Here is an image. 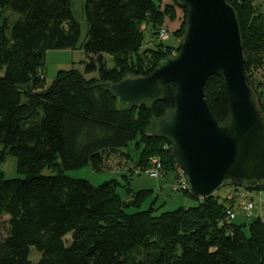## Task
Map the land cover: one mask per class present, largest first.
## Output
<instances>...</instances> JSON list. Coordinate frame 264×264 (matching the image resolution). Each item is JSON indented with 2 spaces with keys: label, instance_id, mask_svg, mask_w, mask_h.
<instances>
[{
  "label": "trees",
  "instance_id": "obj_1",
  "mask_svg": "<svg viewBox=\"0 0 264 264\" xmlns=\"http://www.w3.org/2000/svg\"><path fill=\"white\" fill-rule=\"evenodd\" d=\"M228 2L240 24L247 80L264 108L263 80L257 87L252 78L264 68V0ZM178 8L187 14L177 0H85L89 28L81 46L89 61L84 72L58 70L47 86L48 52L76 49L81 38L72 0H0V164L6 154L15 155L18 171L26 174L7 178L0 167V264H264V219L237 222L241 211L235 210L264 182L227 183L233 190L224 197L219 190L200 198L190 187L177 188L196 204L159 211L156 199L143 209L152 189L134 192L116 178L94 184L66 173L88 164L100 171L107 156L133 140L141 149L134 173L152 158L163 163L165 176L175 171L171 141L150 126L175 108L176 87L165 83L161 100L131 107L120 105L109 85L148 74L172 55L159 32L178 19ZM186 17L172 31L180 38ZM95 71L98 76L87 77ZM205 98L223 122L230 102L222 76L208 79ZM46 167L53 173L43 174ZM241 188L244 195L231 196ZM31 247L39 259L31 258Z\"/></svg>",
  "mask_w": 264,
  "mask_h": 264
},
{
  "label": "water",
  "instance_id": "obj_2",
  "mask_svg": "<svg viewBox=\"0 0 264 264\" xmlns=\"http://www.w3.org/2000/svg\"><path fill=\"white\" fill-rule=\"evenodd\" d=\"M188 7L180 51L144 75L109 85L122 106L161 100L165 83L176 87V106L151 123L168 138L190 192L204 198L223 185L264 182V108L244 71V46L235 8L228 0H177ZM222 76L230 108L223 122L205 98L208 79Z\"/></svg>",
  "mask_w": 264,
  "mask_h": 264
},
{
  "label": "rangeland",
  "instance_id": "obj_3",
  "mask_svg": "<svg viewBox=\"0 0 264 264\" xmlns=\"http://www.w3.org/2000/svg\"><path fill=\"white\" fill-rule=\"evenodd\" d=\"M161 1V0H155ZM263 1V0H255ZM84 3L85 0H72V10L74 16L79 21L81 25V38L76 49H65V50H51L47 54L46 65L44 68V75L46 76L47 86L51 84L56 73L60 69H72L76 68L84 72L85 65L89 61V57L85 52L84 48L81 46L84 41L88 39V21L86 20V15L84 12ZM162 3H165L162 1ZM178 19L176 21L167 20L166 26L162 27L159 32V37L164 40L168 45L173 46L172 55L175 56L179 53V50L176 49L181 42H183L184 35L180 38L176 36L172 31L180 26L184 21L186 12L182 8L177 9ZM188 12V11H187ZM187 27V24H186ZM142 29H145V25L142 26ZM162 29H166L167 36L166 38L161 37ZM170 32V33H169ZM152 35V28L149 26L144 32V46H147L150 43ZM182 44V43H181ZM147 57H150V54H146ZM166 58V57H165ZM165 58L161 61L163 62ZM105 60L108 67L114 66V61L112 56L105 54ZM255 64V63H254ZM255 66V65H253ZM252 66V67H253ZM259 67V66H258ZM259 74H252L253 82L258 87L260 80H263L262 85V100L264 103V68ZM87 77L98 76V72H92L86 74ZM141 149L138 148L135 140L131 141L126 147L114 151L109 156L106 157L105 164L102 170H95L90 164L85 165L77 169H69L66 173L72 177L85 178L90 180L94 184H100L106 180L116 178L121 181V183H129L130 188L136 192L142 189H152L154 190L153 195L144 203L143 209H148L150 204L154 199H156L155 207L162 206L159 211L173 210L179 206H192L196 204V199L186 194L184 191L178 190L183 186V184L188 182V179L185 175L178 177L180 168L178 165L174 172L169 173L165 176L163 173L164 167L163 163L160 162V165H155L154 168L159 169V174L156 176L155 173L147 174L143 173L144 171L134 173L136 168V163L140 157ZM150 165V164H149ZM148 165V166H149ZM147 166V167H148ZM1 170L4 172L5 177H25L26 174L18 171L17 157L12 154H6L4 159L0 164ZM134 169V170H133ZM140 170V169H138ZM154 171V170H153ZM43 174H52L53 171L49 168H44L42 171ZM187 181V182H186ZM189 183V182H188ZM190 187V185H189ZM178 188V189H177ZM233 190L232 186H223L219 189V194L221 197L227 196V194ZM247 190V189H245ZM234 190V192H236ZM245 201L249 202L252 200L255 204V207L251 209V216H248L245 213L238 215L236 219L237 222H250L255 216H261L264 219V188L261 190L248 191L245 194ZM249 196V197H247ZM239 201V200H237ZM31 258L33 260L39 259L41 253L36 250L35 247H31Z\"/></svg>",
  "mask_w": 264,
  "mask_h": 264
},
{
  "label": "built area",
  "instance_id": "obj_4",
  "mask_svg": "<svg viewBox=\"0 0 264 264\" xmlns=\"http://www.w3.org/2000/svg\"><path fill=\"white\" fill-rule=\"evenodd\" d=\"M167 36V31L166 29H162V32H161V37L162 38H166ZM155 165H160V162L156 159V158H152L151 160V163L148 167L144 168L143 171L147 174H151V173H155V175L157 176L159 174V169H156L154 168ZM154 170V171H153ZM137 172H141V170H138ZM179 173H180V176H183V178H185V174L183 172V170L181 168H179ZM187 182V181H186ZM184 188H189V183H185L183 184ZM246 191H244L242 188L240 189V191H236V192H233L231 194V196H234V194H237V195H244ZM254 207V203L252 201H249V202H246L245 199H242L240 201V206L235 208V210L237 211H245V212H248L250 214L251 212V209ZM235 210H228V214L230 216L231 219H234L236 217V211Z\"/></svg>",
  "mask_w": 264,
  "mask_h": 264
},
{
  "label": "crops",
  "instance_id": "obj_5",
  "mask_svg": "<svg viewBox=\"0 0 264 264\" xmlns=\"http://www.w3.org/2000/svg\"><path fill=\"white\" fill-rule=\"evenodd\" d=\"M161 1H164L165 3L168 2V0H161ZM232 191H230L229 193H231Z\"/></svg>",
  "mask_w": 264,
  "mask_h": 264
}]
</instances>
